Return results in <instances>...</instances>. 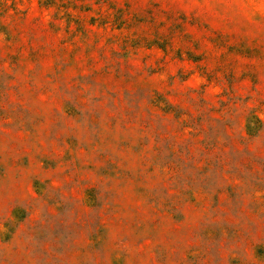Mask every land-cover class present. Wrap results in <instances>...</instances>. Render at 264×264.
<instances>
[{
    "label": "rangeland",
    "instance_id": "obj_1",
    "mask_svg": "<svg viewBox=\"0 0 264 264\" xmlns=\"http://www.w3.org/2000/svg\"><path fill=\"white\" fill-rule=\"evenodd\" d=\"M0 264H264V0H0Z\"/></svg>",
    "mask_w": 264,
    "mask_h": 264
}]
</instances>
